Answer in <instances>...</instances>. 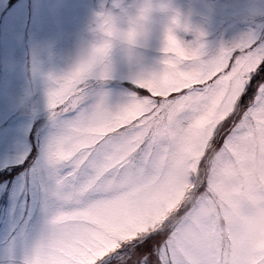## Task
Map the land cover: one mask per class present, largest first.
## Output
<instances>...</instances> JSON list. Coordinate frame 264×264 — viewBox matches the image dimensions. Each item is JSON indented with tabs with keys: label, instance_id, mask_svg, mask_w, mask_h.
<instances>
[{
	"label": "snow or ice",
	"instance_id": "6c2138e0",
	"mask_svg": "<svg viewBox=\"0 0 264 264\" xmlns=\"http://www.w3.org/2000/svg\"><path fill=\"white\" fill-rule=\"evenodd\" d=\"M194 47L112 110L56 81L48 131L0 160V264H264V35ZM241 165L238 209L216 177Z\"/></svg>",
	"mask_w": 264,
	"mask_h": 264
},
{
	"label": "rangeland",
	"instance_id": "374dc122",
	"mask_svg": "<svg viewBox=\"0 0 264 264\" xmlns=\"http://www.w3.org/2000/svg\"><path fill=\"white\" fill-rule=\"evenodd\" d=\"M145 2L0 0V160L15 157L28 146L32 126L48 131V93L74 62L79 39L92 38L93 14L102 9L134 14ZM150 4L147 32L134 56L128 58L117 49L111 77L103 82L87 79L93 92L105 94L110 110L127 102L138 76L163 70L168 56L164 37L170 27L184 44L202 34L204 59L246 33L264 35V0H150ZM177 15L175 26L172 19Z\"/></svg>",
	"mask_w": 264,
	"mask_h": 264
},
{
	"label": "clouds",
	"instance_id": "9594fccd",
	"mask_svg": "<svg viewBox=\"0 0 264 264\" xmlns=\"http://www.w3.org/2000/svg\"><path fill=\"white\" fill-rule=\"evenodd\" d=\"M116 6H119L118 3ZM150 12V0H146L134 14L126 10H122L119 14L103 9L95 12L89 28L92 38L88 39L82 36L79 39L75 50L76 58L66 75L74 73L87 79L95 78L101 82L109 79L115 70L112 62L115 50L119 49L128 58L134 56L137 46L146 35ZM172 25H179L178 15L173 17ZM169 34L177 40L180 52L169 53L164 51ZM198 36L200 41V35ZM198 36L193 42L184 44L173 35L170 27L164 37L163 51L168 54L167 59H187L189 46H193L192 50H195L194 46L199 42ZM35 70H39V65L36 66ZM250 179V169L243 165L218 174L216 177L217 182L224 187L238 209L246 198L245 187L250 183Z\"/></svg>",
	"mask_w": 264,
	"mask_h": 264
}]
</instances>
